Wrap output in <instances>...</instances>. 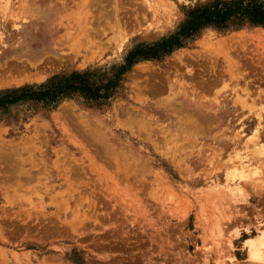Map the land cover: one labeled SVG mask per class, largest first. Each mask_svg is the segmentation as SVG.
<instances>
[{
    "label": "rangeland",
    "instance_id": "obj_1",
    "mask_svg": "<svg viewBox=\"0 0 264 264\" xmlns=\"http://www.w3.org/2000/svg\"><path fill=\"white\" fill-rule=\"evenodd\" d=\"M211 1L0 0V97L115 80L0 104V264H244L234 238L264 231V24L126 59Z\"/></svg>",
    "mask_w": 264,
    "mask_h": 264
},
{
    "label": "trees",
    "instance_id": "obj_2",
    "mask_svg": "<svg viewBox=\"0 0 264 264\" xmlns=\"http://www.w3.org/2000/svg\"><path fill=\"white\" fill-rule=\"evenodd\" d=\"M249 20L264 24V5L253 0H214L202 6L195 7L188 12L185 21L172 33L149 43L137 44L126 55L127 61L138 57L151 58L170 52L181 46L183 40L195 34L207 25L222 26L230 20ZM115 80H109L105 85H94L88 75L73 71L69 76H53L45 84L37 88H23L13 90V94L0 97V104L12 103L21 99L56 100L68 90H79L90 98L109 97L108 88Z\"/></svg>",
    "mask_w": 264,
    "mask_h": 264
},
{
    "label": "crops",
    "instance_id": "obj_3",
    "mask_svg": "<svg viewBox=\"0 0 264 264\" xmlns=\"http://www.w3.org/2000/svg\"><path fill=\"white\" fill-rule=\"evenodd\" d=\"M252 227L250 230L252 231ZM247 231L243 228L240 229L239 235L234 238V244L236 250H234L235 256L239 262H244V264H256V261L249 259V253L245 245L246 241L253 239L256 235H247Z\"/></svg>",
    "mask_w": 264,
    "mask_h": 264
},
{
    "label": "bare ground",
    "instance_id": "obj_4",
    "mask_svg": "<svg viewBox=\"0 0 264 264\" xmlns=\"http://www.w3.org/2000/svg\"><path fill=\"white\" fill-rule=\"evenodd\" d=\"M111 39H113V38H111ZM229 74H231V73H229ZM258 149H260V148H258ZM215 226H218V225H215ZM258 242L260 243L259 246H257ZM247 243L249 246L248 249H249V251L251 250L252 256L254 258H257V259L263 261L262 263H264V231L261 234H259L258 237H255V238L247 241Z\"/></svg>",
    "mask_w": 264,
    "mask_h": 264
}]
</instances>
